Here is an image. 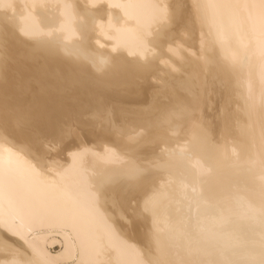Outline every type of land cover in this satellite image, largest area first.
<instances>
[{
    "label": "bare ground",
    "instance_id": "obj_1",
    "mask_svg": "<svg viewBox=\"0 0 264 264\" xmlns=\"http://www.w3.org/2000/svg\"><path fill=\"white\" fill-rule=\"evenodd\" d=\"M74 258L264 264V0H0V264Z\"/></svg>",
    "mask_w": 264,
    "mask_h": 264
},
{
    "label": "rangeland",
    "instance_id": "obj_2",
    "mask_svg": "<svg viewBox=\"0 0 264 264\" xmlns=\"http://www.w3.org/2000/svg\"><path fill=\"white\" fill-rule=\"evenodd\" d=\"M75 139V137H72V138H70L69 139V141L71 142V141H73ZM51 152H53V151H51ZM42 232H41V231ZM40 230H36L35 232H34V234L33 235H31L30 237H29V240H31V239H33V237H36L35 235H37V236H40L42 233H44V234H46V232H44L45 231V229H40ZM59 234H55V233H52V234H50V233H47V236L49 237V238H51V239H56V240H58V241H62V238L60 237V235L58 236ZM56 245H54L53 246V248H51L50 249V251H51V254H56V253H58L59 251H60V249H61V245L58 243H55ZM77 263V260H75V258L73 259V260H71V261H69V263L68 264H76Z\"/></svg>",
    "mask_w": 264,
    "mask_h": 264
}]
</instances>
